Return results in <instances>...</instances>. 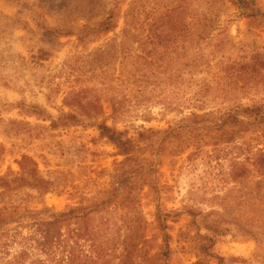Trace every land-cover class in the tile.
<instances>
[{
    "label": "rangeland",
    "instance_id": "1",
    "mask_svg": "<svg viewBox=\"0 0 264 264\" xmlns=\"http://www.w3.org/2000/svg\"><path fill=\"white\" fill-rule=\"evenodd\" d=\"M0 264H264V0H0Z\"/></svg>",
    "mask_w": 264,
    "mask_h": 264
},
{
    "label": "trees",
    "instance_id": "2",
    "mask_svg": "<svg viewBox=\"0 0 264 264\" xmlns=\"http://www.w3.org/2000/svg\"><path fill=\"white\" fill-rule=\"evenodd\" d=\"M111 18H109L108 20L105 21V23L103 24V26H101L100 29H92L89 33H99V32H104L109 30L112 26H113V22L110 20Z\"/></svg>",
    "mask_w": 264,
    "mask_h": 264
}]
</instances>
